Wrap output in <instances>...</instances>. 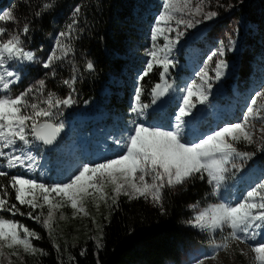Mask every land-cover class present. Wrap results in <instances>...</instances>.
<instances>
[{
	"label": "snow or ice",
	"instance_id": "1",
	"mask_svg": "<svg viewBox=\"0 0 264 264\" xmlns=\"http://www.w3.org/2000/svg\"><path fill=\"white\" fill-rule=\"evenodd\" d=\"M205 0H198L195 6L192 0H164L162 10L156 17L155 25L152 28V40L156 41L158 36H163L165 43L162 47H157L155 43L148 52V60L143 76H147L154 68H162L160 71L161 83L152 88V104L157 99L163 97L172 89V85L167 82V74L170 68L175 67L173 60L169 59L175 41L169 39L165 33L174 31L172 22L178 26L183 24L186 28H192L200 20L186 19L185 16L203 15L204 20H211L218 15L215 11L204 12ZM53 5L43 4V9H49ZM14 8L5 10L0 14V22L17 21L14 15ZM80 11L77 8L74 15ZM36 16L41 12L35 13ZM76 21L68 25L67 32L59 33L56 48L43 62V67L53 69L51 75H55L54 62L64 59L72 51L70 45L63 44L61 38L70 35ZM30 31L29 23H24L19 30H9L0 26V88L8 90L11 85L19 80L17 72L11 69V62H33L35 54L24 47L22 36H26ZM184 33L177 31L176 39ZM7 37V38H5ZM59 49L61 55L57 56ZM225 54L224 46L218 49L216 55ZM212 59V56L208 58ZM88 70H94V64L89 61L86 65ZM228 67L225 60H217L215 67L211 69L214 76L209 75L208 66L205 65L196 74L200 83L192 81L186 86L183 102L175 114L174 125L171 130L164 127H149L145 123L133 121V127L128 129V135L121 140H114L113 143L122 148V154L111 159H104L99 163H85L79 166L71 178L65 183L53 184L51 186L38 183L35 180L27 179L24 176H12L11 187L15 189V199L21 205H28L32 209L43 207L36 203L35 190L39 189L43 195V201L48 205V216L43 219L45 227L51 229V222L54 217V209H59L63 204H70L76 212L87 213L84 209L86 198L104 200L107 202L108 193L105 188L111 185L112 203L123 195L130 200L144 198L151 201L163 209V200L166 190H172L178 186H183L190 180H207L212 186V195L218 196L226 185L227 181L235 176L233 169L239 166L235 163L237 158L241 160L249 159L256 155V152L241 151L240 144L252 145L254 140V121L264 122V104H257L258 98H264V89L251 98V102L243 115V118L235 123H226L222 127L197 136L194 140L185 136L184 128L188 121L194 116L193 109L197 104H204L208 100L209 92L213 86V80H220L224 75V70ZM141 77V79L143 78ZM75 82L65 80L63 83L71 87ZM38 86V87H37ZM46 86L45 80H39L33 85L12 96H0V149H10L11 152L0 150V157H6L7 167L14 168L17 165L31 169L35 157L30 152L12 154L18 151L17 142L25 146H30L33 141L42 142L45 145H52L64 128L63 122H54L56 112L61 106H70L75 103L72 94L60 98L53 92H48L42 102H37L30 98V93L34 90L42 92ZM74 91V89H73ZM141 88L135 91V104L131 109L137 116L144 115L149 104L141 102ZM44 105V106H42ZM264 133V128L258 129ZM29 137L32 139L30 140ZM258 150L264 151V136ZM231 166V167H229ZM7 172L0 171V176H7ZM0 187H4L0 185ZM54 193L61 198L63 203H53L50 194ZM7 195L5 188L4 196ZM31 195V199L26 197ZM196 214L188 221L189 224L202 230L216 232L229 229L222 244L218 248L224 250L230 247L229 241L247 243L255 241L256 237L264 232V179L251 186L243 198L235 203L220 202L208 205L202 210H197V205H191ZM13 209L19 211L16 205L8 206L7 200L0 198V211L12 212ZM31 215V212L28 213ZM33 219L40 220V216ZM23 233V234H21ZM51 234V232H50ZM32 238L40 239L34 230H29L18 222L0 217V257L6 255L7 249H21L24 253L35 254L38 250L32 243ZM97 248L103 245L98 239ZM255 253V260L258 264H264V242L256 243L252 246ZM19 256V252L14 253ZM84 253L82 252L81 255ZM243 254V250H241ZM214 253L211 258H215ZM11 264V262H9ZM197 264H203L198 261Z\"/></svg>",
	"mask_w": 264,
	"mask_h": 264
},
{
	"label": "rangeland",
	"instance_id": "2",
	"mask_svg": "<svg viewBox=\"0 0 264 264\" xmlns=\"http://www.w3.org/2000/svg\"><path fill=\"white\" fill-rule=\"evenodd\" d=\"M163 2L164 0L142 1L139 13L146 15L150 12L152 14L149 21L150 25L149 27L140 25L143 28L137 31L136 37L131 42L128 50L133 65H130L128 70L124 71L118 78L119 84L128 86L131 99L124 113L115 112L112 113V117L95 116L94 108L89 104L78 101L73 91L74 85L81 79L83 74L82 57L76 45V40L82 32V26L78 18L73 19L76 24L73 26L70 35L61 38V42L70 45L72 51L64 59L54 62V76L51 75L53 69L44 68L43 62L56 48L59 33L69 31L68 27L55 29L54 32L43 39H37L36 42L31 41L29 38L30 33L22 36L25 49L33 52L36 59L33 62H11L10 70L17 72L19 80L11 85L8 90L0 88V96L14 97L36 85L37 81L45 80L46 86L43 91L37 92L34 90L30 93V98L42 102L48 92H53L60 98L71 93L75 103L70 106H61L58 111L53 110L57 113L53 118L54 122H63L64 128L57 145L49 149L59 146L60 161L50 158L49 154L37 152L35 149L41 145L37 141H33L30 146L17 142L16 148L18 151L12 154L19 155L21 152H30L35 157L33 167L29 169L26 166L29 162L26 161L25 166L17 165L14 168H8L6 157H0V171H15L18 176L37 180L38 183L48 186L65 183L79 166L85 163H99L104 159H111L122 154V148L113 141L126 137L128 135L127 130L133 127V121L145 123L149 127H164L166 130H171V126L174 125L175 114L183 102L186 86L192 81H196L197 84L200 83L196 74L205 65L208 66L209 75L214 76L215 74L211 69L215 67L216 61L220 59L225 60L228 67L224 70V75L220 80L212 81L213 86L209 92L208 100L204 104H197L196 108L192 110L194 116L184 128L185 136L194 140L197 136L209 133L226 123L238 122L243 118L251 98L255 93L264 89V15L259 9L260 1H254L250 8L257 17L255 20L258 23L255 24L243 22L237 14L231 12L226 17H220L218 14L211 20H204L203 15L185 16L186 19H192L194 23L195 20L201 21L192 28H186L181 24L177 29L175 23L172 22L171 26L174 31L165 33V35L175 41L169 56L175 67L170 68L167 74V82L173 87L163 97L157 99L155 104L151 103V106L145 110L144 115L137 116L136 113L132 112L139 77L143 74L150 59L148 52L152 50L154 43L157 47H162L165 43L163 36H158L156 41H153L151 32L156 17L162 10ZM197 2L198 0H192V5L195 6ZM219 6H221V0H205L203 11L205 13L209 11L217 12ZM3 11L5 10H1L0 14ZM24 23L26 22L23 19L17 17L15 23L0 22V26H4L9 30H19ZM177 31L184 33L178 40L176 39ZM222 45L225 54L223 56L218 54L213 56L212 54L218 53V49ZM56 55H61L59 49H57ZM210 56H212L211 60L208 59ZM24 64L35 68L36 71L26 73L27 70ZM37 71L39 75H37ZM73 77H75V82L71 87L63 83L65 80H72ZM257 104H264V98H258ZM253 123L255 143L252 145L240 144L238 147L241 151L256 152L257 155L244 160L236 159L235 163L239 167L233 169L235 176L229 179L220 194L215 196L213 204L220 202L235 204L243 198L251 186L264 179V151L258 150V146L262 143V136H264V133H261L258 129L264 128V122L257 120ZM29 139L32 138L29 137ZM0 150L11 152L10 149ZM105 191L111 192V185H108ZM37 192H40V190L37 189ZM40 194L42 195L41 192ZM98 200L91 197L86 198L84 209L86 203H95ZM147 200L152 202L150 198ZM42 202L47 207L45 216L47 218L48 205L43 200ZM204 208L206 207H197V210ZM53 211L54 217L51 222V229L48 228L50 231H54V223L57 224L58 220L62 218L60 209H54ZM195 214L196 211L194 210ZM0 217H2L1 214ZM188 225L207 236L211 241L206 245L191 248L185 254V264H197L201 260L203 264H258L252 246L264 242V232H261L255 241L250 240L247 243L229 241L230 247L224 250L217 246L222 244L225 236H227L229 231L227 227L212 232L202 230L191 224ZM241 250H243V254H241ZM4 251L6 255L0 257V264H9V262L11 264H21L19 249L5 248ZM15 251L19 252V256L8 254ZM214 253H217V255L215 258H211ZM167 264L172 263L168 262Z\"/></svg>",
	"mask_w": 264,
	"mask_h": 264
},
{
	"label": "trees",
	"instance_id": "3",
	"mask_svg": "<svg viewBox=\"0 0 264 264\" xmlns=\"http://www.w3.org/2000/svg\"><path fill=\"white\" fill-rule=\"evenodd\" d=\"M142 1L0 0V11L15 6L14 15L29 23V38L33 42L45 38L55 29H65L74 18H78L82 32L76 45L82 57L83 74L74 85V93L78 101L94 108L95 116L107 118L115 112L124 113L131 99L128 86L119 84L118 78L133 65L128 50L137 31L143 28L140 25H150L152 14L139 13ZM254 1H260L259 9L264 15V0H221L217 12L220 17L235 13L243 22L255 24L258 23L257 17L250 10ZM45 3L53 6L45 10ZM77 8L80 11L74 17ZM37 12L41 15L36 16ZM89 61L94 64V70L87 69ZM24 67L26 73L36 71L31 66L24 64ZM160 71L162 68L154 66L147 76L142 74L139 77L142 103H152V88L161 81ZM36 73L39 75L38 71ZM35 150L49 154L55 161L61 160L59 146L49 149L41 144ZM7 173V176H0V185L4 186L0 187V198L6 199L8 206L16 205L19 211L4 210L0 214L4 219L34 230L40 239L32 238V243L43 252L28 254L19 249L21 264H185V254L191 248L211 241L188 225L194 217L191 205L207 207L215 202L212 186L206 179L197 178L182 187L166 190L163 200L166 211L147 199L130 200L123 195L113 204L112 192H107V202L86 203L87 215L73 211L70 204L65 203L59 208L62 218L54 223V231H50L42 222L47 207L40 192L35 190L33 195L37 198L36 203L43 207L32 209L26 204L21 205L11 187V177L18 174L15 171ZM50 195L54 203H63L54 193ZM35 216L41 219H33ZM98 239L103 245L101 248H97Z\"/></svg>",
	"mask_w": 264,
	"mask_h": 264
},
{
	"label": "water",
	"instance_id": "4",
	"mask_svg": "<svg viewBox=\"0 0 264 264\" xmlns=\"http://www.w3.org/2000/svg\"><path fill=\"white\" fill-rule=\"evenodd\" d=\"M62 131H61V133H60V135L57 137V139H56V141L52 144V145H45V144H43L42 142H39V141H37L38 143H40V144H42V145H44L45 147H47V148H52V147H55L56 145H57V143L59 142V140L61 139V137H62Z\"/></svg>",
	"mask_w": 264,
	"mask_h": 264
}]
</instances>
